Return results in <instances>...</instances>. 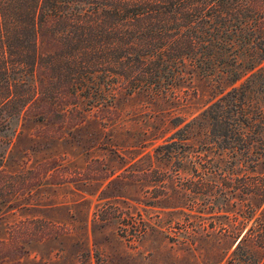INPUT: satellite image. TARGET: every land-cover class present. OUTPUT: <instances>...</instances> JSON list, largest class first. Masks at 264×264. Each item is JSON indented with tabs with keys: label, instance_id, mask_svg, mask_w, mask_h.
<instances>
[{
	"label": "rangeland",
	"instance_id": "374dc122",
	"mask_svg": "<svg viewBox=\"0 0 264 264\" xmlns=\"http://www.w3.org/2000/svg\"><path fill=\"white\" fill-rule=\"evenodd\" d=\"M229 88L39 98L0 134V264H264V162L218 147L207 115Z\"/></svg>",
	"mask_w": 264,
	"mask_h": 264
},
{
	"label": "trees",
	"instance_id": "16d2710c",
	"mask_svg": "<svg viewBox=\"0 0 264 264\" xmlns=\"http://www.w3.org/2000/svg\"><path fill=\"white\" fill-rule=\"evenodd\" d=\"M195 74L230 87L207 111L218 147L264 162V0H0V134L39 98L174 97Z\"/></svg>",
	"mask_w": 264,
	"mask_h": 264
}]
</instances>
